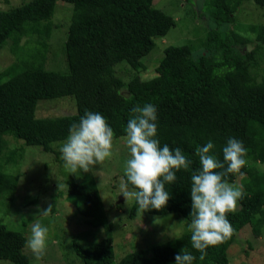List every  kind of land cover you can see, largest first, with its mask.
Wrapping results in <instances>:
<instances>
[{"label": "trees", "instance_id": "1", "mask_svg": "<svg viewBox=\"0 0 264 264\" xmlns=\"http://www.w3.org/2000/svg\"><path fill=\"white\" fill-rule=\"evenodd\" d=\"M57 1L29 0L0 9V50L9 46L16 56L0 70V196L14 194L20 179L6 167L8 162L2 163L8 149L7 134L52 152V144L66 140L71 124L79 122L87 109L101 113L113 128L114 139H118L126 136L130 109L151 103L157 108L161 147L168 144L181 148L193 164L189 171L176 173L175 183L166 185L170 194L166 207L147 211L157 215L179 213L191 221V171L200 167L195 149L211 140L223 160V146L228 138H236L247 149V164L241 170L245 174L244 198L239 201V211L227 217L235 229L233 236L209 247L203 260L192 248L188 232L147 249L133 250L116 262L113 224L108 221L97 180L88 172L84 180L70 181L69 195L81 197L73 202L82 216L91 217L93 226L108 224L109 230L105 238L89 245L82 243L80 235H74V253L84 264H175V255L185 248L196 257L193 264H229L230 248L244 227L250 225L257 237L264 234V170L256 167L264 163V74L259 80L254 73L260 63L259 51L264 48V23L248 28L255 32L256 47L235 55L224 33L210 30L207 45L221 49L220 59L206 52L196 57L191 44L170 45L155 69L156 75L145 79L141 72L156 46L155 39L176 26L172 15L155 7L154 0H63L74 9L66 31L68 72L62 73L46 65ZM245 1L264 7V0H207L211 19L218 26L235 22L238 7ZM238 38L243 44L252 42L241 34ZM125 65L134 72L129 80L119 73ZM65 96L76 99V113L37 117L40 100ZM238 175L229 174V183H234ZM128 188L132 186L128 184ZM53 207L51 210L56 211ZM139 210L134 202L130 217ZM27 239L24 233L0 221V260L31 264Z\"/></svg>", "mask_w": 264, "mask_h": 264}, {"label": "rangeland", "instance_id": "2", "mask_svg": "<svg viewBox=\"0 0 264 264\" xmlns=\"http://www.w3.org/2000/svg\"><path fill=\"white\" fill-rule=\"evenodd\" d=\"M27 1L29 0H0V9H9ZM154 6L172 15L176 20V26L165 36L155 39L156 46L147 56L146 66L141 72V76L145 79L156 75L155 69L163 58L165 49L170 45L191 44L196 57L206 52L220 59L221 49L215 44H213L214 47L207 45V42L209 43L207 35L210 30L217 29L223 32L225 40L233 48L232 54L235 55L256 47L255 32L248 28L254 24L264 23V7L254 1H245L238 7L235 22L223 23L220 26L211 19L207 0H154ZM73 9V4L63 0L57 1L52 46L46 60L48 69L62 73L68 72L65 42ZM240 34L249 37L252 42L241 43L238 38ZM22 57L26 59L27 55L23 53ZM15 60L16 56L9 46L0 50V70ZM259 62L254 73L260 80L264 74V48L259 51ZM119 73L125 80H129L134 72L125 65L119 69ZM76 112V99L73 96H65L40 100L36 115L41 118L58 117ZM6 137L9 143L8 149L3 154L2 163L8 162L6 167L18 173L20 179L14 194L0 196V221L10 229L24 233L27 238L31 235L33 223L40 222L48 227L47 250L41 260L37 261L31 251L26 248L31 264H84L74 253L73 236L80 235L82 243L89 245L105 238L109 226L108 224L100 227L93 226L89 222L91 217L82 216L73 202V200H80L81 197L69 195L70 181L84 180L85 173H78L79 176H77L65 170L60 147L66 140L54 142L52 144L54 151L47 152L40 146L27 145L13 134H7ZM126 138L123 136L114 139L113 156L102 166H94L93 172H90L99 185L108 221L113 224V250L116 262L133 250L147 249L190 232L188 225L191 222L179 213L157 215L139 210L135 217H130L135 201H125L121 193L124 186V163L130 158ZM56 151L60 153L57 154ZM12 157L13 164L9 161ZM256 167L264 170V163L259 162ZM244 177L245 174L238 175L236 181L230 184L241 187L244 191ZM32 200H36V203H32ZM53 206L56 211L51 210ZM46 210H48L47 214L43 215ZM236 238V242L229 251V264H264V234L255 236L248 225L238 233ZM0 264H13V262L1 259Z\"/></svg>", "mask_w": 264, "mask_h": 264}, {"label": "clouds", "instance_id": "3", "mask_svg": "<svg viewBox=\"0 0 264 264\" xmlns=\"http://www.w3.org/2000/svg\"><path fill=\"white\" fill-rule=\"evenodd\" d=\"M157 108L151 103L136 104L130 109L126 126V144L130 158L124 163L126 183L121 193L125 201L134 200L143 211L166 207L170 194L166 185L175 183L176 173L189 171L193 160L181 148L160 145L157 127ZM114 130L99 112L85 110L79 122L72 123L69 135L60 147L65 170L70 174L93 172L113 156ZM209 140L195 149L200 167L191 171V246L200 253V260L207 256V249L231 239L235 229L228 214L239 211L238 202L245 193L241 187L229 183V174L243 175L247 164V149L243 142L228 138L222 148L223 160L214 151ZM128 184L132 186L129 190ZM50 209V207H49ZM48 209V210H49ZM46 210L43 215L47 214ZM49 229L40 222L33 223L31 235L26 240L37 261L46 254ZM196 257L183 248L175 255V264H193Z\"/></svg>", "mask_w": 264, "mask_h": 264}]
</instances>
